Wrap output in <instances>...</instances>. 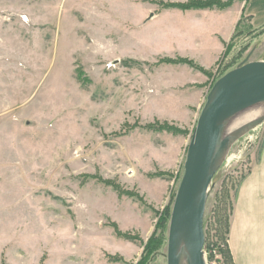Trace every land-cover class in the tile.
Listing matches in <instances>:
<instances>
[{"label": "rangeland", "instance_id": "obj_1", "mask_svg": "<svg viewBox=\"0 0 264 264\" xmlns=\"http://www.w3.org/2000/svg\"><path fill=\"white\" fill-rule=\"evenodd\" d=\"M189 1L0 0V247L22 258L13 264H137L145 255L167 207L171 214L211 86L249 54L264 59V29L253 31L264 19L249 12L251 0L166 7ZM193 11L210 13L207 39L182 49L172 35L199 17ZM231 16L212 65L180 55L212 57L211 35ZM263 131L264 123L240 138L228 152L236 159L213 178L206 263L224 264L215 206L232 203ZM166 245L149 264L166 263ZM10 259L2 253L0 264Z\"/></svg>", "mask_w": 264, "mask_h": 264}, {"label": "water", "instance_id": "obj_2", "mask_svg": "<svg viewBox=\"0 0 264 264\" xmlns=\"http://www.w3.org/2000/svg\"><path fill=\"white\" fill-rule=\"evenodd\" d=\"M249 56L217 79L206 95L171 208L165 264H206L204 220L213 178L234 144L264 123L263 114L240 126L234 138L222 135L224 125L264 107V59L248 61Z\"/></svg>", "mask_w": 264, "mask_h": 264}, {"label": "crops", "instance_id": "obj_3", "mask_svg": "<svg viewBox=\"0 0 264 264\" xmlns=\"http://www.w3.org/2000/svg\"><path fill=\"white\" fill-rule=\"evenodd\" d=\"M251 2L252 4L249 12L254 15L255 20L262 22L264 19L263 3L259 6L256 0H251ZM197 12L198 11L188 12L192 13V15L197 14L199 17L190 19V21L186 23V26L184 25V28H181V25H179L177 34L172 35L174 40L179 39L183 41L181 45L182 49L193 44V46L199 48V44L207 39L203 32L206 30L204 26L208 23L207 16L210 13L205 11ZM236 20V16L235 18L231 16L224 33H222V28H220L221 30H214L211 35V40L215 42V48L213 56L209 59L197 57V55L191 53H183L182 51L180 55L193 59L194 62L208 68L218 59L222 51L218 49V46L222 45V40H227L229 31L233 30ZM218 36H220V38ZM215 53H217V55ZM0 59L3 61L2 56ZM3 94L4 93H0V95ZM6 170L9 171L10 169L6 168ZM125 243L131 250L126 257L132 256L134 252L132 244L127 241ZM227 245L233 264H264V132L262 143L259 149L257 150L256 148L253 153L250 167L242 176L237 187L235 199L232 200ZM2 253L9 256L11 255L10 263L7 262V264H13L11 260L22 261V258H18V260L14 258V251H10L9 253L5 250L3 251V248L0 247V257H2ZM116 254L125 257L122 252L121 254L112 253L111 255Z\"/></svg>", "mask_w": 264, "mask_h": 264}, {"label": "trees", "instance_id": "obj_4", "mask_svg": "<svg viewBox=\"0 0 264 264\" xmlns=\"http://www.w3.org/2000/svg\"><path fill=\"white\" fill-rule=\"evenodd\" d=\"M228 4L229 3H223L220 0H205V1L192 0V1H189L183 4L182 3L181 4H169V5H166V7H177V8H181L185 10V9L209 8V7L216 6L222 9ZM237 26H239V24ZM262 29H264V27H262L261 29H253V31H256L257 35H260L261 33L260 31H262ZM232 41L233 40H231L229 46L227 47V52L232 46ZM263 132H262V137L257 145V150L259 149L262 143ZM241 179L242 177L239 179L237 187ZM237 187L233 192V199H235ZM215 211H217V216L215 215L216 225H217V228L215 229L216 230L215 238H216V246L218 247V252L221 254L224 264H233L232 257H231V254L229 252L228 245H227L228 232H229V217L232 211V203L231 204L229 203L228 205L224 201L221 203L217 202L215 206ZM169 214H170V210L167 207L164 210L162 221L159 222L157 226V229H160L161 234L157 236L158 232H157V229H155L154 233L152 234L151 238L149 239L145 247V251H144L145 255L144 254H143L144 256L142 255L141 259L137 262V264H149L156 255L162 254L161 252H158V251L161 248V246L165 245V242L167 239L166 237H164V232L167 230L168 218L170 216ZM205 221L206 219L204 220V224L206 223ZM115 232L119 236H125L121 233H118V231L116 230ZM205 244H206V240H205Z\"/></svg>", "mask_w": 264, "mask_h": 264}, {"label": "bare ground", "instance_id": "obj_5", "mask_svg": "<svg viewBox=\"0 0 264 264\" xmlns=\"http://www.w3.org/2000/svg\"><path fill=\"white\" fill-rule=\"evenodd\" d=\"M263 114H264V107L259 108V110H256L255 112H251V113L245 114L243 117H241L240 119H237L234 122L231 121V122L227 123L222 128V135L224 137H228L229 139L234 138L237 135L236 134V130L239 129L240 126L244 125L247 122L248 123L255 122L256 120L260 119V117ZM229 153H230V151H229ZM227 155L224 157L221 166H223L224 164H228L234 158V156H229L228 153H227ZM206 254L204 253V258L206 256Z\"/></svg>", "mask_w": 264, "mask_h": 264}, {"label": "built area", "instance_id": "obj_6", "mask_svg": "<svg viewBox=\"0 0 264 264\" xmlns=\"http://www.w3.org/2000/svg\"><path fill=\"white\" fill-rule=\"evenodd\" d=\"M231 155H234V158L229 162V163H231L234 159H236L235 157H236V153H231ZM239 156V155H238ZM225 165H228V164H225ZM204 253H205V251H204ZM207 264H211L210 262H209V260H207Z\"/></svg>", "mask_w": 264, "mask_h": 264}]
</instances>
